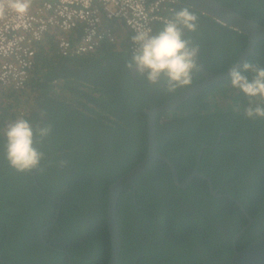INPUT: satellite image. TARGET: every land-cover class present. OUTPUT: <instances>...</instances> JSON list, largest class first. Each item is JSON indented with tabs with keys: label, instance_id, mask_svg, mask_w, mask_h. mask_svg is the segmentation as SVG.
I'll use <instances>...</instances> for the list:
<instances>
[{
	"label": "trees",
	"instance_id": "1",
	"mask_svg": "<svg viewBox=\"0 0 264 264\" xmlns=\"http://www.w3.org/2000/svg\"><path fill=\"white\" fill-rule=\"evenodd\" d=\"M264 25V0H216ZM182 9L194 13L195 30L182 29L196 48L191 82L167 91V77L155 82L139 74L130 50L131 34L101 41L77 53L80 27L67 34L46 31L20 86L0 84V264H108L111 242L106 222L108 186L136 166L148 146L147 115L181 91L199 83L202 67L225 73L237 61L247 37L229 25L191 8L184 0L166 5L172 22ZM165 21H154L152 32ZM66 37V52L58 41ZM248 62L264 68V39ZM131 64V66H129ZM237 69L249 80L254 70ZM264 98L234 88L230 75L190 95L155 119L156 152L169 159L178 181L195 168L211 180L193 176L178 187L169 165L157 158L126 185L116 203L121 247L116 264H227L233 253L264 235ZM27 120L34 147L42 152L37 167L18 171L5 155L6 126ZM47 127L41 137L38 129ZM237 200L243 207L237 204ZM249 219L251 220L249 223Z\"/></svg>",
	"mask_w": 264,
	"mask_h": 264
},
{
	"label": "built area",
	"instance_id": "2",
	"mask_svg": "<svg viewBox=\"0 0 264 264\" xmlns=\"http://www.w3.org/2000/svg\"><path fill=\"white\" fill-rule=\"evenodd\" d=\"M176 0H31L26 13L18 14L4 7L0 0V84L20 86L27 78L35 53L34 42L50 29L67 34L80 27L81 37L75 51L93 50L101 41L114 40L111 29H103L104 22L121 21L134 37L138 32H152L154 21L169 22L163 16L166 5ZM66 52V37L58 41ZM138 45L131 38L130 50Z\"/></svg>",
	"mask_w": 264,
	"mask_h": 264
},
{
	"label": "clouds",
	"instance_id": "3",
	"mask_svg": "<svg viewBox=\"0 0 264 264\" xmlns=\"http://www.w3.org/2000/svg\"><path fill=\"white\" fill-rule=\"evenodd\" d=\"M4 7L10 8L18 14L26 13L31 0H6ZM196 16L187 9L175 14V20L168 22L155 34L150 30L138 32L132 37L138 45L132 56V62L139 74L147 72V79L155 83L161 75L167 77V91L188 85L191 82L192 71L196 67L194 57L197 49H189V41L182 38V29L195 30ZM131 66V64H129ZM244 71L254 70L256 75L249 80L239 69L230 72L232 87L239 88L251 97L264 98V68H254L248 62L242 65ZM248 116L253 114L264 116V108L259 106L246 110ZM47 127L38 129L39 135L44 137L48 133ZM5 155L9 164L18 171L31 170L37 167L42 158V152L34 147V130L32 125L23 118H17L6 126Z\"/></svg>",
	"mask_w": 264,
	"mask_h": 264
},
{
	"label": "water",
	"instance_id": "4",
	"mask_svg": "<svg viewBox=\"0 0 264 264\" xmlns=\"http://www.w3.org/2000/svg\"><path fill=\"white\" fill-rule=\"evenodd\" d=\"M184 2L191 8L199 11L201 14L211 17L217 23H220L222 25H229L234 30H237L246 35V46L240 53L237 61L233 64V66L222 74H216L212 71L204 69L200 61L196 60L198 68L203 76V79L199 83L181 91L175 97L163 102L159 106H156L152 109H144V112L147 115L148 126V146L146 155L136 166H134L131 170L120 176L116 181L108 186L106 222L111 242L110 259L108 264H116L121 247L120 232L116 216V203L118 196L126 185H133L134 180L138 176L143 174L155 159L159 158L169 165L173 181L178 187H186L193 176H199L207 180L208 189L213 196L221 195L213 189L211 180L208 177H205L204 175L199 174L196 171L202 150L205 147H208V145L206 144L201 145L196 155L195 168L193 169L191 174L183 182L178 181L177 171L173 163L166 157L156 152L155 119L157 115L161 114V112L175 109L190 95L200 92L209 84L227 78L230 75L231 70L237 69L240 65H242V63L250 54L254 53L256 43L264 39V25L237 13L232 8L222 5L216 0H184ZM231 198L240 205L237 200H235L233 197ZM241 209L244 211L242 206ZM250 221L251 220L249 219V223ZM247 226L248 224L233 237V253L227 264H264V235L250 242L239 250H237L235 247L236 238L245 230Z\"/></svg>",
	"mask_w": 264,
	"mask_h": 264
},
{
	"label": "crops",
	"instance_id": "5",
	"mask_svg": "<svg viewBox=\"0 0 264 264\" xmlns=\"http://www.w3.org/2000/svg\"><path fill=\"white\" fill-rule=\"evenodd\" d=\"M112 27H114V30L119 35V38L121 35L123 37L128 35L127 34L128 29L123 25V23L121 21L115 20V22L112 24Z\"/></svg>",
	"mask_w": 264,
	"mask_h": 264
},
{
	"label": "flooded vegetation",
	"instance_id": "6",
	"mask_svg": "<svg viewBox=\"0 0 264 264\" xmlns=\"http://www.w3.org/2000/svg\"><path fill=\"white\" fill-rule=\"evenodd\" d=\"M241 207V206H240Z\"/></svg>",
	"mask_w": 264,
	"mask_h": 264
}]
</instances>
